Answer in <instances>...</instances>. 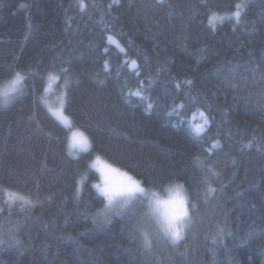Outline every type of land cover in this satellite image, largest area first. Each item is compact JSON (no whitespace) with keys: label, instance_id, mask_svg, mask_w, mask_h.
I'll return each instance as SVG.
<instances>
[{"label":"trees","instance_id":"16d2710c","mask_svg":"<svg viewBox=\"0 0 264 264\" xmlns=\"http://www.w3.org/2000/svg\"><path fill=\"white\" fill-rule=\"evenodd\" d=\"M85 3L82 12L77 0H0V86L29 66L37 73L28 76L24 96L0 107V189L39 201L27 215L17 201L10 219L0 217L5 239L14 230L21 241L0 245V264H264V0H166L163 6L119 0L110 14L112 0ZM237 3L246 5L242 22L225 19L213 31L210 11L231 12ZM108 34L127 55L108 44ZM131 59L137 60L138 77L125 64ZM68 62L81 79L70 93L69 114L90 135L94 152L150 181L144 186L153 191L184 186L199 222L179 244L169 242L152 219L151 249L142 238H130L125 218L113 217L105 227L93 224L91 213L103 200L92 187L99 173L85 167L94 156L69 155V131L37 100L52 65ZM33 79L37 93L30 88ZM185 79L193 83L183 84ZM138 81L147 100L129 94ZM51 93L43 95L52 106ZM149 102L154 107L146 111ZM174 102L187 105L177 109L181 115L167 114ZM197 107L214 118L199 136L190 128ZM253 136L257 141L246 147ZM210 137L220 141L212 153L206 151ZM195 155L205 159L204 168ZM208 167L220 180L210 177L217 192L205 201L201 181ZM85 173L77 205L75 182ZM6 200L0 191V207H7ZM218 226L225 234L213 243Z\"/></svg>","mask_w":264,"mask_h":264},{"label":"snow or ice","instance_id":"6c2138e0","mask_svg":"<svg viewBox=\"0 0 264 264\" xmlns=\"http://www.w3.org/2000/svg\"><path fill=\"white\" fill-rule=\"evenodd\" d=\"M78 7L80 11H85L89 5L85 3V0H77ZM119 0H112V3L108 4V14L111 13V9L114 5L118 4ZM158 5L163 6L166 3V0H156ZM24 7V5H21ZM92 7H95L93 4ZM171 7V5H168ZM246 7L244 3H237L234 6V11L225 12L224 14H220L217 11H210V14L207 16L208 25L211 27L213 31L216 30L217 22H223L225 19H234L237 24L242 22V12ZM171 13L169 16L171 17ZM101 22H103V16L101 17ZM105 31L110 32V29L105 24ZM32 35L31 27L29 28V32L26 34L25 39H29ZM109 45H115L116 48L123 54L127 55L125 51V46L120 43L119 40L116 39L115 35L108 34L106 36ZM129 44L131 41L128 42ZM187 47V45H185ZM105 53L108 52V48L104 49ZM198 52H205L206 49H198ZM168 60H171L169 57ZM64 67L61 66L56 68L55 64L52 65L51 71L47 72L46 75V85L44 80H41V88L42 93L47 94L51 88L53 83H56L57 87L61 89L59 95V104L57 107L53 108L49 105L45 99V96L41 93H37L36 89V81L32 80L30 88L33 93H37V100L45 104L48 108V111L51 112L52 116L55 117V120L59 122L60 125L63 126V129H67L70 132L68 136L69 143V155L76 157L79 154L83 153L88 156H94L93 159L89 161H85V167L87 169H95L100 175V182L92 185L97 192L103 197V200L100 201L102 207L96 208V211L91 213L92 222L97 227H105L113 223V217H121L127 219L131 227L129 228V236L131 239L135 240L138 238H142L143 247L145 249H151L152 240L150 238V231L148 225L150 224V216L147 212L142 211V207L144 204V197L149 193L155 195L151 189L146 188L144 186L145 183H151L147 180L137 179L136 176L131 175L128 171H122L120 168L115 167L112 163H109L106 159L102 158L100 154L94 152V142L91 139L90 135L87 133L85 129H82L79 126L75 125V117L69 114V103H70V93L73 91V86L79 87L81 84L80 74L75 73L73 75V69L70 66ZM199 63V61L197 62ZM125 64H128L133 70L134 74L138 77L140 73V69L137 65L136 59L126 60ZM167 62L163 67H166ZM104 67L107 69L109 67L108 60L104 61ZM159 71V70H158ZM37 73L34 69L29 66L28 72L22 74L21 71H16L10 81H7L3 86H0V107L7 108L9 104L14 99H17L19 96H24L26 88L29 87L26 85V80L28 76H36ZM62 82V83H61ZM152 82V78L149 77V83ZM98 83L100 85L104 84L103 80H99ZM143 81H138V86L135 91L129 90V94L131 96L139 97L142 101L147 100L148 98L144 95ZM193 81L191 79H185L183 84L191 85ZM235 86V85H233ZM177 88L181 87L180 83L176 84ZM123 88L121 91L123 92ZM192 102L197 103L196 96L191 97ZM154 107L153 103L149 102L145 106L146 111L152 110ZM187 105L184 103L175 104L171 112L167 113L168 115H181L177 112V109H184ZM199 116L202 123H197L195 125H191L194 132L199 136L201 133L206 131V126L209 125L210 118L209 115H206L204 111H201L199 107H197L196 112L193 114V118ZM37 127L39 128V121H37ZM62 129V130H63ZM43 131V129H40ZM115 132V129L111 130ZM50 136L51 133H48ZM58 138V137H57ZM212 144L211 147L206 149L208 153H212V150L219 147L220 141L214 138H211ZM257 141V137L253 136L252 140L249 141L246 147H250L253 142ZM261 150H264L262 147ZM194 162L200 167L204 168L205 159L200 155L193 156ZM79 163V161H78ZM44 169L42 168L41 171ZM210 174V175H209ZM210 177H216L219 179V173L212 167H208L207 173L204 175L202 179V183L206 184V190L204 193L205 201L209 197H211L214 193L217 192V189L212 187V181ZM86 179V173L81 176L80 180L75 182V189L73 192V199L76 201L77 205L81 203V194L83 191V181ZM183 187V185H180ZM0 191H3L7 196V200L4 202L7 207H0V217H4L6 219H10L12 215V205L13 203L19 201L20 202V212L27 215L26 209L34 206L35 203L39 201H33L26 195H21L19 192L9 191L7 188H2ZM50 199V197H49ZM93 205L89 204L85 211H88ZM195 208V205H192ZM185 214L189 216L188 209L186 206ZM191 221L189 218L188 224L185 226L188 227ZM185 228L178 231H171L166 234V236L171 240L173 244H176L178 241L183 239V234ZM225 234V230L218 226V230L216 235L212 237L213 243H216L218 237H222ZM251 235V233H249ZM69 240H74V238L69 235L67 237ZM8 243L12 244H20L21 241L15 234L14 230H10L7 234V240L5 239V233L0 230V245Z\"/></svg>","mask_w":264,"mask_h":264},{"label":"clouds","instance_id":"9594fccd","mask_svg":"<svg viewBox=\"0 0 264 264\" xmlns=\"http://www.w3.org/2000/svg\"><path fill=\"white\" fill-rule=\"evenodd\" d=\"M179 183L168 186L164 192L149 193L145 196L147 213L154 221L156 228L164 235L178 231L188 224L189 216L185 214L188 193Z\"/></svg>","mask_w":264,"mask_h":264},{"label":"rangeland","instance_id":"374dc122","mask_svg":"<svg viewBox=\"0 0 264 264\" xmlns=\"http://www.w3.org/2000/svg\"><path fill=\"white\" fill-rule=\"evenodd\" d=\"M50 91L52 92L51 95H52V97H54V100H53V102L51 100H49L48 102L50 104H52L53 108H55L59 104V95H60V91L61 90H59L58 87H56V83H53L52 88H51ZM259 91H261L264 94V91L262 89H260ZM197 123H202L200 117L197 115L195 118H193V116H192L191 125H195ZM190 128L193 130L192 126H190ZM206 129H207V126H206ZM204 133H206V131ZM204 133H201V134H204ZM69 135H70V132H69ZM211 178L213 180H217V181L220 180V177H219V179H217L216 177H211ZM162 193L163 192H161V194ZM186 206H187V209H188V214H189V218H190L191 223H190V225L188 227L185 228V231H184V234H183V238H184V235H186V233H189V232L193 231L195 229V227L197 226L198 222H199V216L195 215V214L193 215L190 212V209H189V206H188V201H187V205ZM143 207H144V212H147V201L145 200V198H144ZM188 222H189V220H188ZM164 236L169 240V242H171V240L166 235H164ZM181 241L182 240L178 241L176 244H179Z\"/></svg>","mask_w":264,"mask_h":264}]
</instances>
